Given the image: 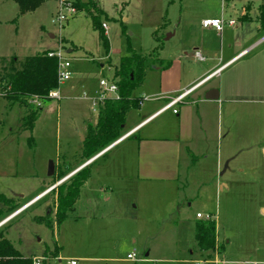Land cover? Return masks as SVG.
Wrapping results in <instances>:
<instances>
[{"label": "rangeland", "instance_id": "obj_1", "mask_svg": "<svg viewBox=\"0 0 264 264\" xmlns=\"http://www.w3.org/2000/svg\"><path fill=\"white\" fill-rule=\"evenodd\" d=\"M92 1L107 16L102 23L108 26L104 32L109 54L86 12L77 10L59 25L54 19L61 0L45 2L25 14L14 0H0V56L16 51L19 57H27L52 47L51 51L65 52L73 73L60 87L59 99L41 101L32 131L22 128L25 108L10 104L0 94V193L19 204L0 222V230L24 256L44 258L42 264L73 260L78 264H195L201 257L207 264H216L215 260L217 264H264V91L246 96L248 100L224 102L217 114L220 137L212 144L210 156L197 157L191 170L185 166L187 178L177 185L137 179L134 135L144 131L87 162L84 141L89 125H96L97 112L91 100H82L85 94L97 96L101 79H114L115 68L131 50L168 59L181 41L199 40L203 18L236 20L234 27L224 26L223 33L231 41L239 38L248 45L264 37L257 28L264 0ZM170 27L177 29L171 38ZM262 49L264 44L247 57ZM11 60L0 58V76ZM153 62V67L160 66L158 60ZM153 67L147 69L135 97L147 98ZM137 109L128 112L123 136L133 131ZM84 159L90 163L89 184L76 210L58 224L59 185L73 180L69 174ZM51 162L56 169L53 176L48 175ZM221 182L228 184L223 190ZM198 212L203 217L213 215L225 241L224 249L212 257L207 255L212 251L202 252L204 256L196 247L195 226L204 219L197 217ZM38 217L48 218L52 226L38 222ZM47 250L59 256H46ZM134 250L136 258L128 259ZM158 257L165 260H153Z\"/></svg>", "mask_w": 264, "mask_h": 264}, {"label": "crops", "instance_id": "obj_2", "mask_svg": "<svg viewBox=\"0 0 264 264\" xmlns=\"http://www.w3.org/2000/svg\"><path fill=\"white\" fill-rule=\"evenodd\" d=\"M200 28L202 35L199 40L192 37L186 42L181 41L178 50L168 59L159 56L160 66L153 67V86L147 89L145 96L147 98L142 100L137 109V121L131 128L133 131L122 136L107 149L109 151L128 136L131 138L135 136V167L137 179L140 182L180 184L187 178L185 166L191 170L190 165L195 164L197 157L207 159L210 156L212 144L220 137L217 114L224 102L246 100V96L252 98L254 94L264 91V49L258 54L247 57L264 44V37L257 38L247 45L246 41L240 42L239 38L229 40L223 33L225 28L220 32L214 28H205L201 24ZM257 28L261 30L259 22H257ZM169 31L171 32L169 38L177 33V29L173 27H170ZM50 36L54 37L53 34ZM24 42L28 45L26 39ZM48 49L52 47L44 48L41 53ZM197 52H200L205 59H199L196 56ZM4 54L7 56H0V58H16L19 61L26 58L19 57L16 51H8ZM75 88V85L71 86L72 90ZM211 89L219 90V99L205 98L206 93ZM180 95L184 96L182 102L173 104L172 98ZM175 109H178V113H174ZM155 121L159 122L153 124ZM141 131L144 132L136 135V132ZM134 133L136 134L131 136ZM83 162L84 164H80L69 174L70 177L88 165L90 168L91 162L87 164L88 161L85 162V159ZM89 179L82 186L81 192L88 186ZM227 185L226 182H221L219 187L223 190ZM80 196L73 211L76 210ZM219 231L217 224V247L207 254L208 257L224 249L225 241L220 238ZM196 247L198 252H203L198 243ZM204 253L202 254L205 256L206 253ZM191 255L194 256V253L192 252ZM153 260L164 261L165 259L158 257ZM200 262L207 264L202 257L195 261V264ZM215 263H219V260H215Z\"/></svg>", "mask_w": 264, "mask_h": 264}, {"label": "trees", "instance_id": "obj_3", "mask_svg": "<svg viewBox=\"0 0 264 264\" xmlns=\"http://www.w3.org/2000/svg\"><path fill=\"white\" fill-rule=\"evenodd\" d=\"M19 6L22 14L33 12L39 9L45 2L51 0H14ZM74 7L91 16L93 26L100 31L101 40L106 53H110V42L106 32L103 30L102 17H107L105 12L98 8L95 2L88 0L81 2L75 0ZM258 22L261 30L264 31V5L260 6ZM51 49L40 54L26 57L23 61L13 58L11 66L5 68L6 73L0 76V94L10 104H18L25 108L22 116V128L32 131L35 122L38 120L42 107L34 104L36 98L49 100V93L58 87L59 61L55 57H50L48 53ZM159 53V52H158ZM157 54V53H156ZM156 54L142 55L134 51L123 56L120 64L115 68L114 79L119 85V100H106L101 105L96 125H89L84 141V157L90 160L97 154L106 150L113 143L123 136V128L128 112L133 108H138L141 98L134 96L136 88L145 79L148 68L153 67V60L157 59ZM90 177L89 165L79 170L70 177L73 180L67 184L63 182L59 185L57 198L56 221L63 223L69 213L73 211L77 202L81 188ZM19 209V204L14 198H9L0 193V222L8 215ZM36 220L47 226H52L48 218L38 217ZM217 221L215 219L198 220L195 226V239L203 252L214 251L217 247ZM57 251L47 250L45 255L58 257ZM52 253V255H51ZM0 264H34V258L24 256L9 240L4 231L0 230Z\"/></svg>", "mask_w": 264, "mask_h": 264}, {"label": "built area", "instance_id": "obj_4", "mask_svg": "<svg viewBox=\"0 0 264 264\" xmlns=\"http://www.w3.org/2000/svg\"><path fill=\"white\" fill-rule=\"evenodd\" d=\"M77 13V9L74 7L72 3H70L67 0H61L60 2V8L57 13V18L54 19V22L61 25L64 21L69 20L71 17H73ZM229 24L230 26L236 25V20L230 19L229 21H226L222 18H207L202 21V24L205 28H214L217 31H222L224 29V26L226 24ZM103 28L105 30L108 29L107 24H103ZM65 52L62 50L58 51H50L48 55L50 57H55L59 61V72H58V87L50 91L49 98L50 99H59L60 98V87L67 81H69L72 76V61L70 59H67L64 55ZM196 56L199 59L204 60L205 58L202 56L200 52L196 53ZM187 93V92H186ZM183 95L176 96L172 98L173 104H178L182 102ZM84 99H89L93 102V111L97 112V115H99L101 110V105L106 100H119L120 93H119V85L115 79L109 80V79H101L99 82V91L97 92V96L94 98L88 97L86 94L83 97ZM42 100L36 98L34 100V104H36L38 107L42 106ZM142 102V100H141ZM140 102V104H141ZM174 113H178V109L174 110ZM198 218H204V219H210L211 216L207 215L203 217L201 213L197 214ZM129 259H135L136 258V250L131 252L128 255ZM44 262L43 259L35 258L34 264H42ZM71 264H77L76 261H71ZM199 264H206L205 262H200Z\"/></svg>", "mask_w": 264, "mask_h": 264}, {"label": "water", "instance_id": "obj_5", "mask_svg": "<svg viewBox=\"0 0 264 264\" xmlns=\"http://www.w3.org/2000/svg\"><path fill=\"white\" fill-rule=\"evenodd\" d=\"M170 36V35H169ZM205 98L206 99H208V100H217V99H219V90L218 89H211V90H209L207 93H206V95H205ZM115 144V143H114ZM109 148V147H108ZM107 148V149H108ZM106 149V150H107ZM105 150V151H106ZM104 151V152H105ZM97 157V156H96ZM92 160H93V158H92ZM91 159L88 161V162H90V161H92ZM55 165L53 164V162H51L50 163V167H49V171H48V175L49 176H53L54 174H55ZM51 212V211H50ZM2 223H0V225H1Z\"/></svg>", "mask_w": 264, "mask_h": 264}]
</instances>
